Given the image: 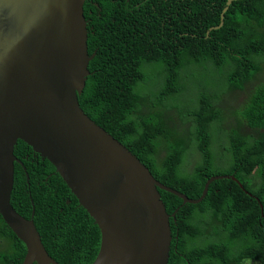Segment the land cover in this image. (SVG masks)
<instances>
[{
	"label": "trees",
	"instance_id": "trees-1",
	"mask_svg": "<svg viewBox=\"0 0 264 264\" xmlns=\"http://www.w3.org/2000/svg\"><path fill=\"white\" fill-rule=\"evenodd\" d=\"M175 1L85 2L97 56L81 106L164 187L198 200L207 180L226 176L199 204L158 191L168 214L177 211L168 264H264V0L232 3L220 29L227 0ZM15 155L14 209L26 221L35 210L59 264H91L101 245L93 220L49 161L23 141ZM19 239L0 214V264H23Z\"/></svg>",
	"mask_w": 264,
	"mask_h": 264
},
{
	"label": "water",
	"instance_id": "water-1",
	"mask_svg": "<svg viewBox=\"0 0 264 264\" xmlns=\"http://www.w3.org/2000/svg\"><path fill=\"white\" fill-rule=\"evenodd\" d=\"M87 0H0V214L26 247L23 264H59L35 226L12 205L20 141L49 161L101 234L91 264H168L169 215L158 193L199 204L162 186L124 145L93 121L80 97L90 76ZM227 0L221 15L230 5ZM209 35V33H208ZM29 184V175L27 176Z\"/></svg>",
	"mask_w": 264,
	"mask_h": 264
},
{
	"label": "rangeland",
	"instance_id": "rangeland-1",
	"mask_svg": "<svg viewBox=\"0 0 264 264\" xmlns=\"http://www.w3.org/2000/svg\"><path fill=\"white\" fill-rule=\"evenodd\" d=\"M153 72L157 75L159 74V72H161V68L159 66H154L153 68ZM260 82H264V79H261ZM196 89V88H195ZM191 92V90L189 89L187 93ZM187 96V95H186ZM227 101H231V108L235 109L237 106L241 105L243 103V97L242 96H238L236 98H233L232 100H227ZM190 102H192V100H186L187 104H190ZM175 107L177 108L179 105H181L179 102H175ZM226 109H228V106H225ZM192 108V107H191ZM232 121L230 120L228 123H231ZM190 161L195 162L198 160V154L194 153L191 154L188 158Z\"/></svg>",
	"mask_w": 264,
	"mask_h": 264
},
{
	"label": "flooded vegetation",
	"instance_id": "flooded-vegetation-1",
	"mask_svg": "<svg viewBox=\"0 0 264 264\" xmlns=\"http://www.w3.org/2000/svg\"><path fill=\"white\" fill-rule=\"evenodd\" d=\"M155 1H158L159 3H161V1H163V2H170L172 4V7H174V5H176V7H177V4H176V1L175 0H140V1L138 0V2L136 3V7H140L141 3H144V2H146L148 4H154ZM128 2H130V0H128ZM152 7H154V5H152ZM127 21H132V22L138 23L137 22L138 21V18L133 17L131 15H128L126 17V19H125V22H127ZM128 26L129 27H132L130 24ZM133 28H135V27L133 26ZM139 29H141V26H139ZM129 32H130V28H129Z\"/></svg>",
	"mask_w": 264,
	"mask_h": 264
},
{
	"label": "clouds",
	"instance_id": "clouds-1",
	"mask_svg": "<svg viewBox=\"0 0 264 264\" xmlns=\"http://www.w3.org/2000/svg\"><path fill=\"white\" fill-rule=\"evenodd\" d=\"M17 164V163H16ZM19 164V163H18ZM28 184V183H27ZM49 254V253H48ZM51 257V256H50ZM53 259V258H52Z\"/></svg>",
	"mask_w": 264,
	"mask_h": 264
},
{
	"label": "bare ground",
	"instance_id": "bare-ground-1",
	"mask_svg": "<svg viewBox=\"0 0 264 264\" xmlns=\"http://www.w3.org/2000/svg\"><path fill=\"white\" fill-rule=\"evenodd\" d=\"M16 149V148H15Z\"/></svg>",
	"mask_w": 264,
	"mask_h": 264
}]
</instances>
